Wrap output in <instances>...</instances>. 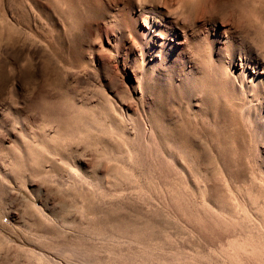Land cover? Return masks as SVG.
I'll use <instances>...</instances> for the list:
<instances>
[{"label":"rangeland","instance_id":"1","mask_svg":"<svg viewBox=\"0 0 264 264\" xmlns=\"http://www.w3.org/2000/svg\"><path fill=\"white\" fill-rule=\"evenodd\" d=\"M0 264H264V0H0Z\"/></svg>","mask_w":264,"mask_h":264},{"label":"bare ground","instance_id":"2","mask_svg":"<svg viewBox=\"0 0 264 264\" xmlns=\"http://www.w3.org/2000/svg\"><path fill=\"white\" fill-rule=\"evenodd\" d=\"M149 15H150V14H149ZM149 19H150V18H149ZM151 22H152V21H151ZM149 25H150V24H149ZM153 26H154V24L152 23V24H151V27H153ZM232 76H233V75H232ZM234 77H235V76H234ZM230 78H231V77H230ZM228 79H229V78H228ZM242 80H243V79H242ZM243 81H244V80H243ZM239 85H240V84H239ZM242 85H243V83H242ZM243 87H244V86H243ZM243 87L240 85V88H241V89H243Z\"/></svg>","mask_w":264,"mask_h":264}]
</instances>
